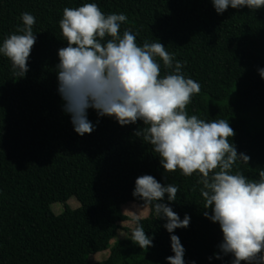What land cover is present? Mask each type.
Returning a JSON list of instances; mask_svg holds the SVG:
<instances>
[{
    "label": "trees",
    "instance_id": "16d2710c",
    "mask_svg": "<svg viewBox=\"0 0 264 264\" xmlns=\"http://www.w3.org/2000/svg\"><path fill=\"white\" fill-rule=\"evenodd\" d=\"M84 3H97L105 15L125 14L120 33L131 30L138 45L162 43L173 62L184 65L183 75L201 86L188 115L228 120L231 142L250 157L233 171L258 180L264 170V79L258 71L264 68V8L229 7L218 14L211 0H0V46L22 26L24 12L35 17L37 37L23 78L0 54V264H81L106 250L105 227L127 220L125 204L141 203L132 193L145 174L179 189L170 206L191 219L172 234L185 249V264H231V255H214L223 237L219 224L203 215L199 175L164 172L152 146L135 135L141 121L121 126L89 108L95 130L84 136L74 131L58 92V50L66 46L59 21L65 7ZM157 60L161 76L170 73ZM71 198L78 208L67 205ZM53 203L62 205L61 214L53 213ZM30 215L40 229L16 226ZM139 222L154 246L142 250L130 231L100 264H167L174 253L166 221L149 210Z\"/></svg>",
    "mask_w": 264,
    "mask_h": 264
},
{
    "label": "clouds",
    "instance_id": "9594fccd",
    "mask_svg": "<svg viewBox=\"0 0 264 264\" xmlns=\"http://www.w3.org/2000/svg\"><path fill=\"white\" fill-rule=\"evenodd\" d=\"M211 2L218 14L229 7L264 8V0ZM21 20L22 26L0 46V54L11 62L13 74L19 78L29 71L28 60L37 39L35 17L24 12ZM126 21L123 13L105 15L97 3L63 9L59 27L66 46L58 50L56 71L63 109L70 115L74 131L84 136L95 130L87 119L89 108L121 126L141 121L143 127L135 135L152 146L164 172L179 169L184 176L199 175L206 209L203 215L218 223L222 232L216 258L231 255V264H264V170L259 171L258 180L233 171L237 161L249 164L250 157L238 153L231 142L235 132L229 121L189 116L186 108L201 91L200 84L183 75L184 65L174 63L173 55L159 41H145L140 46L131 30L121 35V24ZM157 58L170 73L161 76ZM258 71L264 79V68ZM178 191L176 185L162 184L145 174L136 178L132 193L141 202L138 209H149L156 219L166 221L163 226L171 234L174 253L166 257L167 264H185V249L172 233L187 228L191 218L185 214L181 219L170 206ZM166 194L168 203L164 202ZM139 221V212L134 211L131 241L148 249L154 246L153 238Z\"/></svg>",
    "mask_w": 264,
    "mask_h": 264
},
{
    "label": "rangeland",
    "instance_id": "374dc122",
    "mask_svg": "<svg viewBox=\"0 0 264 264\" xmlns=\"http://www.w3.org/2000/svg\"><path fill=\"white\" fill-rule=\"evenodd\" d=\"M67 205L71 209H76L79 207L78 202L74 198H71L67 202ZM138 206L139 204L129 202L122 207V213L127 217V220L118 223L117 226H106L101 235V241L107 245L106 250L87 257L84 261H81V264H100L109 256L110 251L121 240L125 239L129 235L130 231H132V228L134 227L133 212L138 211L140 219H144L148 216L149 209H138ZM51 210L54 214L59 215L63 212V207L59 203H53L51 205ZM31 225L34 227V229H40L41 227L39 220L33 217V215L27 216L25 219L16 223V226L23 230L29 229Z\"/></svg>",
    "mask_w": 264,
    "mask_h": 264
}]
</instances>
